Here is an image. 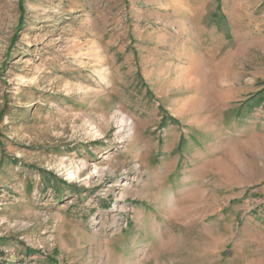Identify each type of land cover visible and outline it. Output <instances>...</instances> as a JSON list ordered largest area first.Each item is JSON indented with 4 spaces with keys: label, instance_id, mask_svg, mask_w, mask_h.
I'll use <instances>...</instances> for the list:
<instances>
[{
    "label": "rangeland",
    "instance_id": "374dc122",
    "mask_svg": "<svg viewBox=\"0 0 264 264\" xmlns=\"http://www.w3.org/2000/svg\"><path fill=\"white\" fill-rule=\"evenodd\" d=\"M0 264H264V0H0Z\"/></svg>",
    "mask_w": 264,
    "mask_h": 264
}]
</instances>
